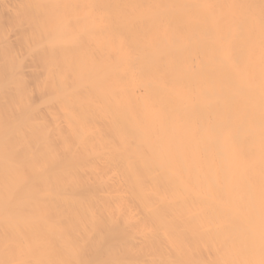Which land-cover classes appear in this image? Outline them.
Returning <instances> with one entry per match:
<instances>
[{
  "label": "bare ground",
  "instance_id": "obj_1",
  "mask_svg": "<svg viewBox=\"0 0 264 264\" xmlns=\"http://www.w3.org/2000/svg\"><path fill=\"white\" fill-rule=\"evenodd\" d=\"M264 264V0H0V264Z\"/></svg>",
  "mask_w": 264,
  "mask_h": 264
},
{
  "label": "snow or ice",
  "instance_id": "obj_2",
  "mask_svg": "<svg viewBox=\"0 0 264 264\" xmlns=\"http://www.w3.org/2000/svg\"><path fill=\"white\" fill-rule=\"evenodd\" d=\"M106 264H120L119 261H108L106 262Z\"/></svg>",
  "mask_w": 264,
  "mask_h": 264
}]
</instances>
